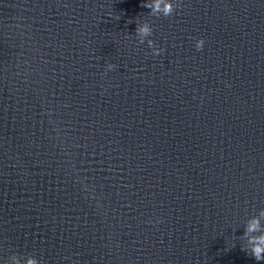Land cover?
I'll return each instance as SVG.
<instances>
[{"label":"water","instance_id":"95a60500","mask_svg":"<svg viewBox=\"0 0 264 264\" xmlns=\"http://www.w3.org/2000/svg\"><path fill=\"white\" fill-rule=\"evenodd\" d=\"M143 3L0 0V264H264V0Z\"/></svg>","mask_w":264,"mask_h":264},{"label":"clouds","instance_id":"9594fccd","mask_svg":"<svg viewBox=\"0 0 264 264\" xmlns=\"http://www.w3.org/2000/svg\"><path fill=\"white\" fill-rule=\"evenodd\" d=\"M142 6L150 9L149 15L151 16L160 17L162 15L164 17H169L180 7V3L179 0H144ZM119 18V16L116 17L117 20H119ZM135 23V34L138 43L143 44L147 38L151 37L153 26L148 20L137 19ZM147 44L149 48H151L154 56L164 51L163 48L156 47L152 39H147ZM203 45L204 38H196L195 48L197 51L202 50ZM115 67L114 64L108 63L105 72ZM262 220H264V208H261L257 215L250 216L244 222V232L240 237L241 240L244 241L241 244V249L252 255L256 261H264V223H262ZM12 256L17 259V264H20L19 255L13 254ZM5 264H7V260ZM25 264H40V261L37 257L29 254Z\"/></svg>","mask_w":264,"mask_h":264}]
</instances>
